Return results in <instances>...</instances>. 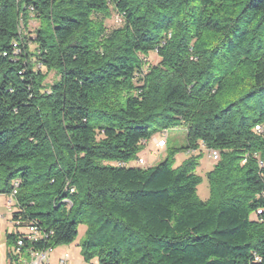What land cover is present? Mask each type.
I'll use <instances>...</instances> for the list:
<instances>
[{
  "label": "trees",
  "instance_id": "1",
  "mask_svg": "<svg viewBox=\"0 0 264 264\" xmlns=\"http://www.w3.org/2000/svg\"><path fill=\"white\" fill-rule=\"evenodd\" d=\"M178 126L186 145L132 165ZM16 181L14 219L48 234L25 253L84 224L87 262L264 264V0H0V193Z\"/></svg>",
  "mask_w": 264,
  "mask_h": 264
},
{
  "label": "rangeland",
  "instance_id": "2",
  "mask_svg": "<svg viewBox=\"0 0 264 264\" xmlns=\"http://www.w3.org/2000/svg\"><path fill=\"white\" fill-rule=\"evenodd\" d=\"M122 24L121 17L117 12H114L112 14V17L106 20V25L108 29H113L115 27H118ZM39 27V21L36 19L30 21L29 28H24V31L27 35H35L36 30ZM34 47V44H33ZM33 49V48H32ZM147 61L150 65L157 64L160 61V58L155 52H152L149 56H147ZM58 79V76L56 72L52 71L49 73L47 78V83L50 85L55 82V80ZM162 134L161 132H156L153 137L149 140V143L147 145V148L142 150L139 153V156H142L145 160V163L143 165L139 163H134L136 166H143V167H150L152 165H157L159 162H161L165 156H166V148L169 145L170 147H181L186 145L187 142V131L186 128L183 126H178L174 128H170L168 130L167 135V145L165 147H158L156 148L155 138H161ZM191 153V152H190ZM188 151L179 152L176 155V166L180 165L184 160H186L188 157H190V154ZM192 154V153H191ZM204 156V155H203ZM203 158V157H202ZM217 161L210 158L207 159H201L200 165L197 168V174L203 177L202 183L198 186V195L201 199L206 200L210 197V185L209 181L206 177V174L208 171H210L215 163ZM85 233H86V225L81 224L79 226V234L77 239L71 243V244H63V245H57L56 247L50 249L48 257L50 259V262L53 264L54 261L57 259L58 254L63 248H68V246L71 245V249H74L76 252H78L77 256L80 258L83 264H86V261L83 258L82 253L79 251L81 250V243L85 239ZM73 244V245H72ZM82 258V259H81Z\"/></svg>",
  "mask_w": 264,
  "mask_h": 264
},
{
  "label": "built area",
  "instance_id": "3",
  "mask_svg": "<svg viewBox=\"0 0 264 264\" xmlns=\"http://www.w3.org/2000/svg\"><path fill=\"white\" fill-rule=\"evenodd\" d=\"M15 48V54L20 53L21 49L17 43L14 44ZM256 131L260 132L262 131L261 126H258L256 128ZM167 135L168 133L165 131L162 133L161 138H155V142L158 147H165L167 145ZM144 143H146L144 141ZM208 155L210 158H212L215 161H218L220 159V152L215 149L207 150ZM138 163L143 165L145 163V160L143 157H140L138 159ZM263 164V162H260ZM18 185L19 181H16L14 183V188L12 192L8 193V205L9 208H15L16 211L19 210V205L17 203L16 194L18 192ZM13 212V214H14ZM258 213L261 214L262 210H258ZM12 214V223L14 225V230L19 229L22 232V236L18 239L14 249H13V257L15 258L12 261H9V264H46L48 261V254L50 249L48 250H35V249H29L27 253H25L22 249L24 246L25 241L23 239H28L31 241H38L43 238H46L48 236L47 232L42 230L37 223L33 222L31 224H28L26 226L22 225V222L20 219H14ZM254 257V261L252 264H263L262 257L256 252V256ZM59 264H73L70 255L68 253L63 254L59 258ZM89 264H100L97 260H92L89 262Z\"/></svg>",
  "mask_w": 264,
  "mask_h": 264
},
{
  "label": "crops",
  "instance_id": "4",
  "mask_svg": "<svg viewBox=\"0 0 264 264\" xmlns=\"http://www.w3.org/2000/svg\"><path fill=\"white\" fill-rule=\"evenodd\" d=\"M155 145L157 148V144ZM189 155H191V153ZM204 158L207 160L210 159L207 151H205L202 160ZM134 163H136V161H133L132 165H135ZM15 210H16L15 208H12V209L9 208L8 195L0 193V264H9V259L7 256V251H8L7 234L14 230V225L12 223V214ZM79 251L81 252V250ZM65 253H68L70 255V258L73 264H83L80 258H78L77 256L78 252H76L74 249H71V245L68 246V248H63L60 251L57 259L54 261L53 264H59V258ZM46 264H52L50 262L49 257H48V261L46 262ZM86 264H89V262L86 261Z\"/></svg>",
  "mask_w": 264,
  "mask_h": 264
},
{
  "label": "bare ground",
  "instance_id": "5",
  "mask_svg": "<svg viewBox=\"0 0 264 264\" xmlns=\"http://www.w3.org/2000/svg\"><path fill=\"white\" fill-rule=\"evenodd\" d=\"M257 127H258V126H257ZM257 127H256V128H257Z\"/></svg>",
  "mask_w": 264,
  "mask_h": 264
}]
</instances>
